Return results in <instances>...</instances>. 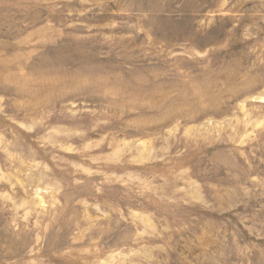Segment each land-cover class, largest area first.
<instances>
[{
	"label": "rangeland",
	"instance_id": "374dc122",
	"mask_svg": "<svg viewBox=\"0 0 264 264\" xmlns=\"http://www.w3.org/2000/svg\"><path fill=\"white\" fill-rule=\"evenodd\" d=\"M0 264H264V0H0Z\"/></svg>",
	"mask_w": 264,
	"mask_h": 264
}]
</instances>
